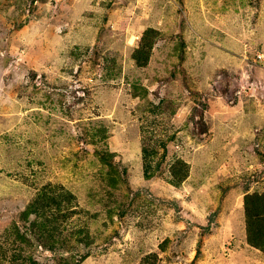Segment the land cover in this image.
Returning <instances> with one entry per match:
<instances>
[{"label":"rangeland","instance_id":"obj_1","mask_svg":"<svg viewBox=\"0 0 264 264\" xmlns=\"http://www.w3.org/2000/svg\"><path fill=\"white\" fill-rule=\"evenodd\" d=\"M143 135L168 140L147 178ZM47 184L68 199L40 240ZM263 192L264 0H0V264H264Z\"/></svg>","mask_w":264,"mask_h":264},{"label":"trees","instance_id":"obj_2","mask_svg":"<svg viewBox=\"0 0 264 264\" xmlns=\"http://www.w3.org/2000/svg\"><path fill=\"white\" fill-rule=\"evenodd\" d=\"M157 35V31L148 28L144 31L141 40L132 51L131 57L135 61L137 66H145L148 63L150 57V50L152 42L149 41L150 35ZM142 129V128H141ZM98 135L99 140L104 137L100 132L95 133ZM95 140V139H94ZM167 139H150L149 137H141V160H142V173L145 178L149 177L152 173V168H158L161 160L166 155ZM152 142V143H151ZM161 146L160 158L155 165H153V158L159 153L156 145ZM104 157V156H103ZM106 162L109 160L105 158ZM182 163V162H181ZM177 165V164H176ZM170 181L173 184H177L183 180L187 175L186 170L183 167L172 166L170 169ZM46 185L42 190L29 201L22 215L25 219H28V215L34 214V219L31 221V230H37L38 239H46V236L51 238L55 234V230L58 227L56 211L59 201L62 199L67 200L68 194H63L61 197L55 196L51 193L52 189H47ZM67 196V197H66ZM69 197V201L71 200ZM55 206V208L53 207ZM244 208H245V222H246V239L247 242L256 248L261 249L264 252V192L263 193H246L244 195ZM56 212V213H55ZM63 240V239H62ZM50 249H53L54 243L47 240ZM63 242V241H62ZM44 245V244H43ZM69 264L68 260H65ZM77 262V260H75Z\"/></svg>","mask_w":264,"mask_h":264}]
</instances>
